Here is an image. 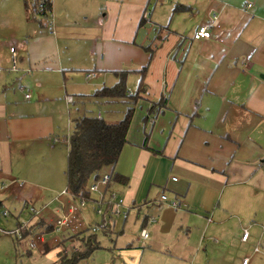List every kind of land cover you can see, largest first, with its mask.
Masks as SVG:
<instances>
[{"label": "crops", "instance_id": "1", "mask_svg": "<svg viewBox=\"0 0 264 264\" xmlns=\"http://www.w3.org/2000/svg\"><path fill=\"white\" fill-rule=\"evenodd\" d=\"M214 1L209 6L214 5ZM151 2L51 0L50 16L42 17L34 14V0H0V66L5 60L8 64L12 58L10 48L16 55L19 52V67L30 74L31 84L33 79L30 92L36 96L33 101L30 93L24 95L26 100H10L0 93V191L7 189V193H13L17 200L26 203L45 201L39 210L44 218L39 219L38 237L44 252L51 246L59 247L57 241L54 242L56 233L47 226L52 225L62 209L76 202L65 191L66 148L59 149L62 153L55 148L58 131L66 129V122L61 120L63 111L75 102L67 103L66 97L70 96L67 87L83 91L81 85L93 84V91L102 84L109 85L105 81L111 80L110 76L114 84L117 80L114 71L127 70L125 81L129 74L136 75L131 84L133 87L136 83V88L139 77L136 70L148 62V53L143 47L157 43L156 35L163 40L153 56L163 53L165 67L158 76L156 89L151 90L144 78L147 91L144 99L137 103L127 142L112 170L126 177L125 184H111L127 208L123 220L132 211L134 219L141 222V229L150 225L153 233L145 238L151 237L150 246L157 242L160 232L170 229L193 233L196 243L192 250L195 251L201 231L213 237L217 231L219 238L240 234L239 242L243 244L250 238L254 245L264 243L261 227L264 222V83L259 82L264 79L258 80V74L264 78V58L258 56L255 49L247 62L236 63L240 57L238 52L235 57H228L227 64L220 68L217 64L221 61H214L216 69L203 92L219 95L221 102L214 104L211 99L202 102L203 97L197 96L203 92L198 91L195 80L182 71L189 54L187 49L207 46L216 49L217 46L212 45L211 36L200 40L186 36L183 40H170V35L177 34L180 29L186 31L184 22L178 21V17L180 19V15L191 10L196 0H154L153 4L159 3L160 10L152 7ZM209 6L199 23L193 25L192 32L199 25L209 24L215 16L213 13L209 18ZM253 7L255 13H259L256 6L247 9ZM250 14L254 16L253 12ZM141 18L146 20L138 26ZM158 26H167V29L159 31ZM214 36L220 40L218 33ZM183 45L180 56L187 53L184 61L178 60L175 70L170 57L174 60ZM16 57L13 70L18 69ZM88 72H95V77L86 79ZM9 75L12 74L1 70L0 84ZM252 83L254 87H250ZM2 87L5 89L4 84ZM160 95L167 97L166 108L152 118L147 110ZM200 106L202 114L196 110ZM100 116L103 118L101 111ZM200 117L202 121L195 120ZM115 120L107 121L117 122ZM144 132H148V148L142 146ZM19 182L23 184L20 186ZM163 193H167L169 199L174 198L179 206L162 207L160 196ZM249 210L248 219H255L251 230L250 226L243 225L245 218L242 216ZM77 214L81 228H88ZM238 216L241 219L237 220ZM150 217L155 221L149 222ZM111 221L112 226L103 233L114 231V217ZM43 223L46 226H42ZM244 230L247 232L245 239L242 238ZM66 233L59 232L58 236L63 238L68 235ZM194 260L195 255L188 264H194ZM166 264L179 262L166 260Z\"/></svg>", "mask_w": 264, "mask_h": 264}, {"label": "rangeland", "instance_id": "2", "mask_svg": "<svg viewBox=\"0 0 264 264\" xmlns=\"http://www.w3.org/2000/svg\"><path fill=\"white\" fill-rule=\"evenodd\" d=\"M153 1L154 0L151 2L152 7L155 6ZM162 1L168 2V0ZM210 2L212 3V0H203V2H201V0H196V4L192 6L191 10L186 11L184 15H180L178 21L184 22L183 27L186 31L180 29L176 32L177 34L173 33L170 35V40H179L181 35L187 38L192 37L193 25L195 26L199 23V18L205 13L206 7L209 6ZM248 3L252 6H256L259 9V11H257L259 13H255L254 7L250 10H248L249 8L244 10L246 9L245 5ZM159 6V3H157V6H155L156 9H158ZM209 7H211L209 8V18H212V14L215 13L219 21L218 28L209 29L211 32L212 45L217 47L216 49H212L211 46H207L206 48H188L187 52H189V54L186 58L187 61L185 60L186 62L182 68L183 72L189 74V79L195 80V84L198 86L197 90L201 91V93L204 91L205 87H207L209 78L210 76L212 77L213 71L216 69L214 68L216 65L213 63L214 61L215 63L221 61L217 64V67L220 68L224 64H227L228 57H235L238 52L240 57L238 56L237 60L235 58L236 63L240 64L241 61L247 62L255 49L256 54L264 58V0H216L214 1V5H210ZM251 12L254 13L253 17L250 14ZM160 17L164 19V15L161 14ZM168 17L169 16H167L164 21L167 22ZM217 33L220 40L218 38L216 39L214 36ZM227 44H230L229 49L225 48ZM184 47L185 45L178 51L174 60L170 57V60L173 62L171 64L174 65L175 70L178 67V60L180 59V61H182L183 59L184 61V56L187 52L182 53V56H180ZM162 50L161 52H164V49ZM223 51L226 53L225 58L222 56ZM157 54L158 52L153 56L145 75V81L148 82L151 90L157 88L158 76H161L165 67V56L162 53L156 57ZM16 56L18 69L13 70L14 67L11 63V57L8 64H6L7 60H5L3 62L4 64L0 66V71H6L12 74L9 75L5 82L0 84V89L3 84L5 86V89L2 87L0 93H2V97L8 96L10 100H26L24 95L30 93L32 96L30 100L33 101L36 96L34 94L32 95L29 86L33 85V79L31 84L28 79L30 74L24 70V72H22L19 67V52ZM233 62L235 61L233 60L232 63ZM109 78H111V80H106L105 83L111 85L114 79L111 76ZM136 78V75L129 74L125 84L129 92L134 91L136 83L133 87L131 84L132 82L134 83ZM260 78L264 79L258 74V80H261ZM259 82L264 83V80ZM254 86L255 84H250V87ZM80 87L84 90L80 91L73 86L67 87L70 88L69 90L67 89V92L70 93L69 95L75 102L70 104L68 108H65L64 111L62 110L63 117L61 120L63 123L64 121L66 122L64 123L66 129L58 131V140L55 144L57 152L62 153L66 148L65 155H67V147L64 138L69 135L71 130V119L73 117L81 116L85 113L97 114L96 112L100 110L105 121H109V119L113 118L116 119L115 121H119L126 107V104L120 100L99 101V103L96 104L95 100L90 96L93 84L89 86L81 85ZM150 94L152 93L150 92ZM197 97H203L202 102L208 99H211V102L214 104L221 102L219 95H209L205 94V92L199 94ZM60 98H62V94ZM193 110L194 109L188 113L191 114ZM196 110L199 114L203 113L202 106L196 108ZM195 120L202 121V118L200 117ZM63 123L60 128H62ZM61 148L63 149L62 151H60ZM65 166L66 158L63 166L64 170ZM6 190L7 189L0 191V264H59L56 251L65 248L69 252L71 247L69 246L70 243L64 246L63 244H59L62 237L60 235L58 236V233L62 231L65 232V234H67L66 232L73 234L74 232L78 233L82 229L81 221L77 216L78 214L72 213L70 215L69 212L66 213V211H63L56 215L51 224L57 226V228L59 227V231L55 232L56 234L54 235V242L56 240L59 247L51 246V248L44 252L42 251V246L38 237L41 231L39 219L43 217L42 214L39 213V210L41 209L42 203L45 201H39L37 203H35V201H28L29 203H26L23 200H17L13 193H7ZM5 192L6 196H4ZM43 193L48 195L45 191H43ZM158 193H160V189ZM163 195H165L166 200H161L163 204L162 207L177 208L171 203L174 201V198L169 199L167 193H163ZM2 211H6L7 215H3ZM249 212L250 210L248 212H243L242 216L245 218H243L245 220L243 225L248 228L250 226L251 230V225L255 223H253L255 219H248L247 216ZM78 213L80 218L82 217L84 225L93 227L100 224L101 216L93 210L92 204L87 203L85 206H78ZM134 216L135 215H133L131 211L125 220H123L122 216L114 217L115 226L113 232L103 233L101 229H97L96 236L101 248L91 257L78 260L76 264H166V260L178 261L179 264H188V261L192 259L193 255H195L196 258L194 264H241L242 260L246 261L245 264H264V243L261 242V244L254 245L251 242V238L246 244L240 243V234L232 237H230L231 234H227L219 238L220 234L217 231H214L217 234H214V237L208 234L204 235L201 231L198 237L200 243L195 251L192 250V246L196 243L194 242L195 237L193 233L185 234L184 230L175 232V229H170L166 232H160L157 242L154 243L153 246H150L149 241L151 237L145 240L141 238V222L139 223L138 220H135ZM239 219H241L240 216H238L237 220ZM61 221H64L66 225L69 223L67 226L68 228L66 225H61ZM236 225L238 226V224ZM42 226H46V224L43 223ZM261 227L264 229V222ZM142 229H146L148 236L150 233H153L150 225ZM201 236H204L203 240H201ZM58 237L61 238L59 239ZM45 240L46 242L48 241V239ZM72 246H77V243L74 242Z\"/></svg>", "mask_w": 264, "mask_h": 264}, {"label": "trees", "instance_id": "3", "mask_svg": "<svg viewBox=\"0 0 264 264\" xmlns=\"http://www.w3.org/2000/svg\"><path fill=\"white\" fill-rule=\"evenodd\" d=\"M34 14L37 16L49 17L51 13V0H34ZM179 6H176V8ZM146 19L141 18L138 26L143 24ZM167 29V26H161L158 29ZM168 31L166 32V36ZM157 43L151 44L143 49L148 53V62L136 70L138 72V82L135 90L129 92L125 85V77L127 70H116L113 73L117 80L112 85L102 84L96 87L90 96L96 102L116 101L120 100L126 104L122 118L117 122L105 121L101 116L96 114L85 113L81 116H76L71 119V130L69 135L65 136L67 155L65 175V191L75 201L85 200L92 202V196L89 186L101 177L105 171L111 174V182L125 184L126 177L112 173L113 167L116 164L122 147L127 142L126 136L132 120L134 110L137 107L139 100L144 99L143 95L147 91V85L144 81L145 72L149 60L158 47V44L163 40L160 35H156ZM167 97L160 95L155 101L151 102L147 110L148 115L155 117L158 113H162L166 108ZM147 118V117H146ZM144 118V121L146 120ZM143 147H147L148 132H144ZM110 171V172H109ZM147 218H144V222ZM112 221H106V226L101 229L106 232L112 226ZM98 225V224H97ZM91 226L80 230L78 233H70L63 237L59 242L61 245L69 244L70 251L61 248L57 252L59 264H76L80 259H86L93 255L101 246L97 240L96 231H91ZM47 228H51L48 225ZM76 242L77 246H72Z\"/></svg>", "mask_w": 264, "mask_h": 264}, {"label": "built area", "instance_id": "4", "mask_svg": "<svg viewBox=\"0 0 264 264\" xmlns=\"http://www.w3.org/2000/svg\"><path fill=\"white\" fill-rule=\"evenodd\" d=\"M252 5L250 3L245 5V8H250ZM218 26V20L216 18V16H213L212 20L209 22V24H202L199 25L196 30L193 32L192 34V39L194 40H200V39H208L211 36V32H210V28H214ZM185 37L181 36L180 40H183ZM10 52L12 54V66H15V52L13 50V48H10ZM15 68V67H14ZM95 72H88L85 75V78H93L95 77ZM27 96V95H26ZM66 101L67 103H72L73 99L71 96H67L66 97ZM98 117H100V111L97 112L96 114ZM172 180H176L175 177H172ZM111 174L104 173L101 177H99L96 181H94L90 186H89V190L91 192V194L95 193V198L92 202H88V203H92L93 204V210L99 214L101 216V221L100 224L96 225V226H91L90 229L91 231H96L99 228H103L106 226V221H111L113 217H118V216H122L123 219L126 217L127 215V208L123 206V199L120 195H118V193L113 190L111 188ZM23 184V182H19V185L21 186ZM160 199L165 201L166 197L165 195H161ZM173 204L174 207H178L179 203L174 200L171 202ZM87 204V201L85 200H77L74 203L69 204L68 206H66L65 209H62L60 211H66L70 213V215L72 213H78V206L82 207L85 206ZM123 208V209H122ZM3 215H7L6 211H2ZM149 222H154L155 218L154 217H150L148 219ZM61 225H66L64 221H61ZM69 225V223L66 225V227ZM68 228V227H67ZM52 229L54 232L59 231V227L57 228V226L52 225ZM75 233V232H74ZM140 236L141 238L145 239L148 237V234L146 232L145 229H141L140 231ZM247 237V232L246 230H244L243 234H242V238L245 239ZM246 261L243 260L242 264H245Z\"/></svg>", "mask_w": 264, "mask_h": 264}]
</instances>
